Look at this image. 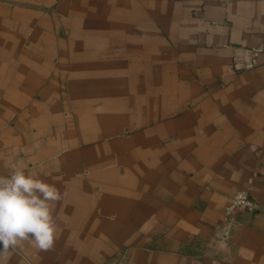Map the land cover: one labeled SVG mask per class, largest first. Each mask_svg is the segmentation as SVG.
<instances>
[{"label":"crops","instance_id":"obj_1","mask_svg":"<svg viewBox=\"0 0 264 264\" xmlns=\"http://www.w3.org/2000/svg\"><path fill=\"white\" fill-rule=\"evenodd\" d=\"M13 163L63 196L0 264H264V0H0Z\"/></svg>","mask_w":264,"mask_h":264},{"label":"clouds","instance_id":"obj_2","mask_svg":"<svg viewBox=\"0 0 264 264\" xmlns=\"http://www.w3.org/2000/svg\"><path fill=\"white\" fill-rule=\"evenodd\" d=\"M62 196L54 185L15 163L9 165L7 175H0V258L29 238L40 251H51L58 228L53 202L61 201Z\"/></svg>","mask_w":264,"mask_h":264},{"label":"built area","instance_id":"obj_3","mask_svg":"<svg viewBox=\"0 0 264 264\" xmlns=\"http://www.w3.org/2000/svg\"><path fill=\"white\" fill-rule=\"evenodd\" d=\"M260 49H254L252 51V56L256 57L260 53ZM252 67V65H249ZM258 210L257 203L250 197L247 190H239L233 196L230 205L225 210V216L231 222L233 216L239 212L244 211L248 213H254Z\"/></svg>","mask_w":264,"mask_h":264}]
</instances>
